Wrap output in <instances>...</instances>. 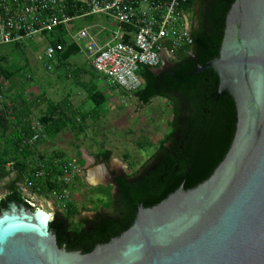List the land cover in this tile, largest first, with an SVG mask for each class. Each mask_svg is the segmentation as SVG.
Returning a JSON list of instances; mask_svg holds the SVG:
<instances>
[{
	"label": "trees",
	"instance_id": "16d2710c",
	"mask_svg": "<svg viewBox=\"0 0 264 264\" xmlns=\"http://www.w3.org/2000/svg\"><path fill=\"white\" fill-rule=\"evenodd\" d=\"M233 2L189 0L187 5L198 21V26L189 33L192 44L175 50L170 64L157 72L145 66L139 68L142 87L132 94L143 105L156 97L165 99L171 108L170 119L166 121L168 130L158 139L154 152L140 170L124 171L114 178V194L109 193L110 186L95 187L102 194L98 199L100 205L112 208L111 214L101 215L92 221L84 219L71 227L69 221L76 214L75 205L66 201L64 213L56 208L49 230L55 235L59 248L69 252H91L96 243H107L131 225L138 203L152 207L180 186L185 190L196 187L223 160L235 130L234 101L227 94H218V76L211 69L192 71L196 65H203L218 56L225 17ZM86 20L93 22L95 19L90 17ZM67 35L63 26L45 34L49 37V45H61L62 49L56 51L52 59L61 66H66L68 60L80 52L78 45L70 42ZM25 51L26 46L19 43L0 47V190H5L0 198V213L8 209L10 202L30 207L22 192L28 181L32 182L29 190L44 197L69 186L57 179L62 174V164L67 162L60 159L61 154L53 153L49 161H45L35 150L43 136L33 143L28 142L34 134L29 108L31 101L24 96L25 82H13L25 64L16 61L9 66L4 65L9 56L22 55ZM73 74L79 76L80 71L75 69ZM91 76L98 78L93 73ZM6 81L10 82L9 86L4 85ZM25 81L31 82V77L27 76ZM4 91L17 93L16 96L4 95L3 100ZM87 91L92 108L86 111L69 110L65 103H55L45 91H41L33 103L36 106L46 103L43 114L38 118L44 136L53 137L70 129L77 137L88 128L87 120L96 122L100 118L101 109L109 97L95 84L90 85ZM99 147L94 155L96 162L108 164L112 151L103 144ZM124 156L126 160L129 158L127 154ZM77 163H82L79 154ZM129 166L132 168L133 163L129 162ZM36 169L43 170L42 178L34 177Z\"/></svg>",
	"mask_w": 264,
	"mask_h": 264
},
{
	"label": "water",
	"instance_id": "95a60500",
	"mask_svg": "<svg viewBox=\"0 0 264 264\" xmlns=\"http://www.w3.org/2000/svg\"><path fill=\"white\" fill-rule=\"evenodd\" d=\"M207 69L236 120L206 180L152 207L138 203L131 225L88 253L58 247L49 212L47 220L27 200L10 202L0 213V264H264V0H234L218 56L192 72Z\"/></svg>",
	"mask_w": 264,
	"mask_h": 264
},
{
	"label": "built area",
	"instance_id": "2783aa9c",
	"mask_svg": "<svg viewBox=\"0 0 264 264\" xmlns=\"http://www.w3.org/2000/svg\"><path fill=\"white\" fill-rule=\"evenodd\" d=\"M189 0H0V47L10 44L29 45L42 41L46 33L63 26L70 42L78 45L80 52L98 74L105 77L107 85L132 94L142 87L138 74L141 66L155 71L160 68L163 56L171 59L173 52L192 44L190 31L194 16ZM102 17L114 23L92 34L89 26L82 27L75 35L69 34L70 25L79 19ZM85 43L80 47L79 43ZM61 45H47L38 60L50 70L52 59ZM34 134L28 139L33 143L43 135L37 121ZM80 168L72 159L62 164L58 181L69 184ZM35 178H42V169L34 171ZM32 182H27L30 189ZM67 188L53 191L57 206L68 197ZM36 193H27L25 200L33 204ZM64 207V205H63ZM42 208V206H41Z\"/></svg>",
	"mask_w": 264,
	"mask_h": 264
},
{
	"label": "rangeland",
	"instance_id": "374dc122",
	"mask_svg": "<svg viewBox=\"0 0 264 264\" xmlns=\"http://www.w3.org/2000/svg\"><path fill=\"white\" fill-rule=\"evenodd\" d=\"M94 19L95 20L91 22L94 26L85 19L76 20L70 25L68 29L69 34L75 35L80 28L85 26H89L88 28L92 34H98L99 29L95 24H98L100 29L108 24L107 29L115 28L114 23H108L102 17H95ZM48 44L49 37L47 36L43 37L40 42L31 41V43L26 46L25 53L22 55L20 53L13 54L9 56L7 62L4 63L6 66L16 61L25 64L19 75L13 78V82L18 84V82L21 81L26 84L27 88L24 96L27 101H31L29 108L32 111L31 122L33 125L38 121V118L43 114L46 108L45 105L41 107L42 105L36 106L33 103L41 91H45L52 99L66 98L67 94L71 92V89H74V85L80 76H83L82 78L84 80L89 79L86 74L82 73L76 76L70 71L72 67L76 65H84L90 69V63L84 54H82L84 53L83 51H81L82 53L79 52L74 54L68 60L66 64L67 68L56 65V61L53 60L51 69H46L42 61L38 60V57L40 55L43 56L44 50ZM79 45L83 48L85 43L80 42ZM169 61L170 59L166 58L162 67L168 66L170 64ZM90 72L103 80L101 76L95 74L91 69ZM27 76L31 77V82L25 81ZM9 84L10 82L8 81L4 82L6 86H9ZM99 89L109 97L108 102H106L101 109V116L96 122L90 119L88 120V122H91L88 125L85 136L76 139L70 134L71 132L67 130L66 132L68 134H62L59 138L56 136L58 140L56 137H53L55 142H59L61 145L60 148L52 150V142H49L52 140L47 138L48 136L40 140V142L48 143L43 144L42 147L40 146V142L36 145L38 148H36L37 152L39 154L41 153L40 155L45 161H49L53 153H60V159L66 161L72 158L70 153L76 146L78 148L90 147L89 151H81L82 154H84L85 151L87 152V164L84 167L78 164L80 172L74 178L72 177L67 188L68 197L64 200L63 204L57 206L53 192L50 193L49 197L35 194L32 199L36 203V206L38 205L40 208L42 206L41 209L47 212H51V210L55 212L57 208L61 213H64L66 210L63 208L65 202H72L77 211L75 216L69 221L71 227L77 225L84 219H92L98 215H108L112 213V208H103L100 205L99 200L102 198V194L99 193V189L95 187L98 183H103L105 186H110L111 189L109 193L112 194L114 186H112L111 179L107 178L112 170H116L117 172L125 171L127 173L140 170V166L145 163L154 152L158 139L167 132L166 121L170 119L171 116V108L163 98H153L149 104L143 105L138 102L136 97H133V94L122 93L118 89L112 90L106 82L101 83ZM16 93L17 92L12 91V94H10L4 91L1 97L4 100V95L10 94V96H16ZM72 97H74V101L72 102L78 105L84 98V95L82 93H77V96L72 95ZM82 105L84 109H89L92 107V102L86 99L85 102L83 101ZM83 107L81 108L83 109ZM101 144L112 151L110 169L104 168L102 170V168H100L102 164H98L95 160L94 155ZM124 154L128 155L129 158L127 160ZM129 162L133 163L132 168L130 166V168L128 167ZM99 169L103 172L99 171ZM24 190H26L27 193H31L27 186ZM3 194L4 192L0 190V198Z\"/></svg>",
	"mask_w": 264,
	"mask_h": 264
},
{
	"label": "crops",
	"instance_id": "0c3cea01",
	"mask_svg": "<svg viewBox=\"0 0 264 264\" xmlns=\"http://www.w3.org/2000/svg\"><path fill=\"white\" fill-rule=\"evenodd\" d=\"M88 21V20H87ZM94 21V20H93ZM88 22H92V21H88ZM92 24V23H91ZM93 26H94V24H92ZM95 26H97V28L98 29H100V26L98 25V24H95ZM166 58H169L168 57V55H166V56H163V58H162V64H161V66H160V68L159 69H161V68H163L162 66L164 65V60L166 59ZM170 59V58H169ZM56 64L57 65H60V64H58L57 62H56ZM90 66V65H89ZM64 67H66L67 68V65L66 66H64ZM90 69H91V66L89 67ZM69 69H71V68H69ZM79 70L80 71V74L79 75H81L82 73L83 74H86L88 77H89V79H87V80H84L82 77L83 76H80L79 78H78V81L75 83V85H74V89H71V92L69 93V94H67V97L66 98H59V99H52L47 93V95L49 96V98H50V100H52L53 102H55V103H61V102H63V104L65 103V105L68 107L67 109H69V110H75V111H78V110H80V109H82L81 107H83V105H82V103H83V101L85 102V100L86 99H88V88H89V86L90 85H96L97 86V88L99 89V86H100V84L101 83H105L106 82V80H102L101 78H96V79H93L90 75H91V72H90V69H88L87 67H85L84 65H76L75 67H72V69L70 70V71H72V73H73V70ZM92 70V69H91ZM107 83V82H106ZM79 89V90H78ZM100 90V89H99ZM78 91H80V92H78ZM77 93H82L83 95H84V98L79 102V104L77 105V104H75L74 102H72V101H74V97H72V95H75V96H77ZM87 96V97H86ZM133 97H136V96H133ZM137 98V97H136ZM138 100V99H137ZM138 102L140 103V101L138 100ZM45 105V107H46V103H43L42 104V106L41 107H43ZM138 107L140 108V106L138 105ZM92 108V107H91ZM91 108H89V109H91ZM89 109H84V107H83V110H89ZM91 122V121H90ZM90 122H88V120L86 121V123H87V127H88V125H89V123ZM88 129V128H87ZM87 129H86V131H87ZM70 131L71 133V135L74 137V138H80V137H83V136H85V134L87 133L86 131L85 132H83V133H81L79 136H75L74 135V133L70 130V129H66V130H64V131H62L61 133H59L58 135H56L58 138L63 134V135H65V134H68L66 131ZM56 136H53V137H56ZM53 137H47V138H49L50 140H52V141H49V142H52V145H53V148H51L52 150H54V149H57V148H60L61 147V145L59 144V142H55V139L53 138ZM56 137V139L58 140V138ZM46 138V139H47ZM43 139V138H42ZM45 139V140H46ZM41 143V147H42V145L43 144H45V143H48V142H40ZM38 144V143H37ZM36 144V145H37ZM36 145H35V150H37L38 148L36 147ZM57 145H58V147H57ZM40 147V148H41ZM83 147V146H82ZM37 148V149H36ZM46 148V147H45ZM86 148V149H85ZM83 147V148H81V147H75V149L70 153V156L72 157V158H69L68 160L70 161V160H72V159H75L76 161H77V159H78V154L80 155V160L82 161V163L81 164H79V165H81L82 167H84V166H86V164H87V160H86V155H87V152L85 151L84 152V154H82L81 153V151L82 150H88L89 151V146H86V147ZM106 149H108V148H106ZM99 151V149L96 151V153ZM37 152V151H36ZM41 154V153H40ZM68 160H66V161H68ZM78 164V163H77ZM100 168H102V170L105 168V167H100ZM102 170H100L99 169V171H101V172H103ZM97 175V174H96ZM97 177V176H96ZM95 178V177H94ZM98 185H105V184H103V183H98L97 184V186ZM23 194H24V196H26V194H27V192H26V190H24V192H23ZM45 211V210H44ZM47 212V211H46ZM54 210H51V212H49V214L51 215V216H54Z\"/></svg>",
	"mask_w": 264,
	"mask_h": 264
},
{
	"label": "flooded vegetation",
	"instance_id": "af4514ba",
	"mask_svg": "<svg viewBox=\"0 0 264 264\" xmlns=\"http://www.w3.org/2000/svg\"><path fill=\"white\" fill-rule=\"evenodd\" d=\"M198 8L196 7V10H197ZM198 26V21L196 20V18L194 17V20H193V24H192V28H191V30L192 29H194V28H196ZM98 164H100V163H98ZM101 164H103V163H101ZM104 167L105 168H108V169H110V167H111V164H110V161H109V163L108 164H104ZM122 172H117L116 170H112L111 172H110V175L107 177L108 179H111V182L112 181H114V178L117 176V175H120ZM105 186V185H104ZM4 193H5V190H2ZM22 192H24V190L22 191ZM115 193V188H114V191H112V194H114ZM4 195V194H3ZM101 215H98L97 217H94V218H92V219H90V218H87V220H95L96 218H98V217H100Z\"/></svg>",
	"mask_w": 264,
	"mask_h": 264
},
{
	"label": "bare ground",
	"instance_id": "6f19581e",
	"mask_svg": "<svg viewBox=\"0 0 264 264\" xmlns=\"http://www.w3.org/2000/svg\"><path fill=\"white\" fill-rule=\"evenodd\" d=\"M40 212L46 217V219L48 220L50 216L47 215V213L43 210H40Z\"/></svg>",
	"mask_w": 264,
	"mask_h": 264
}]
</instances>
